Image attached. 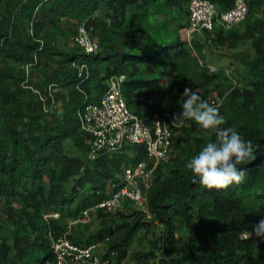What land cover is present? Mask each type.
<instances>
[{
    "label": "trees",
    "instance_id": "1",
    "mask_svg": "<svg viewBox=\"0 0 264 264\" xmlns=\"http://www.w3.org/2000/svg\"><path fill=\"white\" fill-rule=\"evenodd\" d=\"M190 1L0 0V264H47L52 240L68 232L78 244L109 238L113 264L129 256L140 264H264V241L251 235L264 219V18L243 33L238 27L210 33L222 43H251L255 57L242 59L234 85L225 69L211 72L168 29L171 11ZM209 1L221 12L235 2ZM261 8L264 0L250 2L251 13ZM82 24L93 28L95 54L75 42ZM83 65L88 72L79 76ZM114 76H125L127 104L146 122L182 112L185 88L219 106L225 126L261 146L254 161L239 166L244 181L226 190L207 189L199 178L193 183L186 161L215 136L187 121L173 128L174 151L147 195L149 216L133 209L117 217L100 213L97 233L85 239L76 226L70 231L71 221L109 197L126 167L146 159L140 146L88 156L92 137L81 130L78 112L86 101L98 102ZM169 81L165 107L154 97ZM212 88L219 99L209 100ZM155 229L152 248L130 255L134 238Z\"/></svg>",
    "mask_w": 264,
    "mask_h": 264
},
{
    "label": "built area",
    "instance_id": "2",
    "mask_svg": "<svg viewBox=\"0 0 264 264\" xmlns=\"http://www.w3.org/2000/svg\"><path fill=\"white\" fill-rule=\"evenodd\" d=\"M251 1L235 0L233 8L221 12L209 0H191L187 34H212L219 27L226 31L239 27L249 17ZM93 33L92 27L82 24L75 38L76 44L87 55L100 50ZM79 70V76L88 72L86 65L80 66ZM218 71L211 67V72ZM226 76L232 81L229 74ZM125 80V76L112 77L106 93L98 102L86 101L78 112L79 125L92 137L88 155L91 160L120 152L125 146H140L146 159L126 167L119 183L112 186L109 197L84 211L81 218L71 221L70 231L73 226L89 223L93 214L117 217L119 213L133 209L149 216L147 195L154 184L155 173L160 163L173 152V128L181 125H173L170 113L154 114L150 122L133 113L123 94ZM233 84L237 85L236 82ZM51 217L59 218V214ZM69 234L52 240L53 260L47 264H112L115 252L108 249L109 238L103 242L78 244L68 237Z\"/></svg>",
    "mask_w": 264,
    "mask_h": 264
},
{
    "label": "clouds",
    "instance_id": "3",
    "mask_svg": "<svg viewBox=\"0 0 264 264\" xmlns=\"http://www.w3.org/2000/svg\"><path fill=\"white\" fill-rule=\"evenodd\" d=\"M183 96L186 99L182 102V112L174 114L173 125L182 126L192 121L215 136L186 161L193 183L199 178L202 186L215 190H226L233 183L241 184L247 173L239 166L254 161L261 146L245 140L234 127L225 126L227 120L219 106L211 105L197 91L185 88ZM253 234L257 242L264 241V219L254 226Z\"/></svg>",
    "mask_w": 264,
    "mask_h": 264
},
{
    "label": "rangeland",
    "instance_id": "4",
    "mask_svg": "<svg viewBox=\"0 0 264 264\" xmlns=\"http://www.w3.org/2000/svg\"><path fill=\"white\" fill-rule=\"evenodd\" d=\"M189 3H185L181 8H175L168 15L167 26L170 32L178 31L183 40L187 41L189 46L193 48L194 54L197 56L199 62L207 64L214 69L223 68L232 77V83H237L236 79L237 73L241 74L243 72L242 59L254 58L255 52L251 47V43L244 42L237 44L233 39H227L224 43L217 41V39L212 38L210 33L206 34L203 32H196L192 34H187L189 27ZM161 17H163L161 15ZM164 18V17H163ZM264 18L263 8L255 13H251L246 22L240 25L237 29L240 33H243L246 29H249L256 19ZM160 19V18H159ZM149 40V39H148ZM153 40V39H152ZM151 42V40H149ZM148 42V43H149ZM152 44L149 43L148 45ZM156 67V65H155ZM143 70L144 67H142ZM223 72V71H221ZM224 73V72H223ZM174 81L167 82L164 86L158 88L155 93L154 100L161 102L162 106L167 105L169 101V93L171 90V84ZM221 96L220 90L212 88V93L208 96L209 100L219 99ZM148 101V100H147ZM221 101V100H219ZM136 106H133L135 109ZM202 135L208 136L210 133L203 131ZM179 133L176 134L178 136ZM174 151V149H173ZM73 183L70 184L72 186ZM127 212V211H126ZM50 216V215H49ZM49 216H46L49 218ZM81 236H86L87 238L91 234L97 233L100 230V222L97 220V216L93 214L91 216V221L87 224H80L74 229ZM159 236V230H153L150 234H138L131 244L130 255L134 252H146L152 248V243ZM159 262V259L156 263ZM113 264V261H112ZM125 264H140L129 256ZM160 264V263H159Z\"/></svg>",
    "mask_w": 264,
    "mask_h": 264
},
{
    "label": "crops",
    "instance_id": "5",
    "mask_svg": "<svg viewBox=\"0 0 264 264\" xmlns=\"http://www.w3.org/2000/svg\"><path fill=\"white\" fill-rule=\"evenodd\" d=\"M87 237L85 236V239H86Z\"/></svg>",
    "mask_w": 264,
    "mask_h": 264
}]
</instances>
